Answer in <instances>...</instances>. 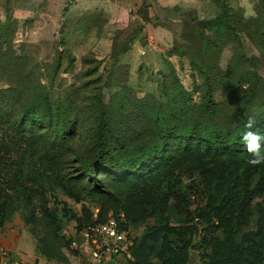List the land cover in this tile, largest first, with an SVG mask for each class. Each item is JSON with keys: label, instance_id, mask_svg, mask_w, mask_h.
Returning a JSON list of instances; mask_svg holds the SVG:
<instances>
[{"label": "rangeland", "instance_id": "obj_1", "mask_svg": "<svg viewBox=\"0 0 264 264\" xmlns=\"http://www.w3.org/2000/svg\"><path fill=\"white\" fill-rule=\"evenodd\" d=\"M128 1L0 0V264H73L77 224L109 215L135 264H264V164L239 141L250 116L264 135V0ZM219 220L252 244L217 247ZM171 226L184 253L157 247Z\"/></svg>", "mask_w": 264, "mask_h": 264}, {"label": "built area", "instance_id": "obj_2", "mask_svg": "<svg viewBox=\"0 0 264 264\" xmlns=\"http://www.w3.org/2000/svg\"><path fill=\"white\" fill-rule=\"evenodd\" d=\"M70 241L73 264H128L134 238L112 215L77 230Z\"/></svg>", "mask_w": 264, "mask_h": 264}, {"label": "trees", "instance_id": "obj_3", "mask_svg": "<svg viewBox=\"0 0 264 264\" xmlns=\"http://www.w3.org/2000/svg\"><path fill=\"white\" fill-rule=\"evenodd\" d=\"M242 135L239 136V141H241ZM109 154H110L109 152H106L103 149L99 150V152H98V155L100 157H102L104 159V161H108L109 160ZM218 161H222V162H218ZM225 161H228V160H220V159L217 160L218 164H225L224 163ZM221 166L222 165H218V167H221ZM113 168L115 169L114 170L115 175H119V174L123 175V173L126 172V170H124V169H122L120 167H117V166L113 167ZM229 174L232 175V177H233L232 180H230V175L227 174V176H225L222 179V181H220L221 186L217 187V186H215V184H213L214 190L216 192V195L214 196L213 204L216 207H221L223 204L229 205V207L232 206L234 204L233 201L235 200L237 194L240 191L243 192V190L241 188H239V187L236 188L237 186L233 185V182L238 180L239 175L237 173L232 172V170H231V173H229ZM135 179H137V177ZM136 182H138V180H136ZM175 195H176V199L177 198L180 199V191H177L175 193ZM112 216H114V215H112ZM114 217L117 218L116 216H114ZM103 220H105V219H103ZM103 220H95V221H90V222H86V223H83V224H77V230H80L82 227H84L85 225L90 224L92 222H99V221H103ZM216 226H219L218 228L222 227V231H220L219 234L213 235V237H212V240H213V242H215L217 247L221 246V243H222L221 241H223V240H226L227 243H229L230 246H233L234 249H237L238 245H242L244 242H246V243L250 242V244H252L251 241H250V239H251L250 237L247 238V240H244V236H242V235L238 238V240H239L238 241L237 240L238 231H236L233 228L232 225L226 224L223 220H219V224H216ZM122 227H124L123 224H122ZM177 228L178 227L173 228L172 226L169 228L171 230H176L175 231L176 232L175 238H172V239H170L168 241L167 240L165 241L164 240L165 239L164 234L161 236V239H160V237L158 238L160 240V243H159V246H157V247H159L160 250L163 249V248H168V245L172 244V245H170L172 247V249H178V250H180L181 253H184L185 246H186V233H185L184 230H182L183 228H178V229ZM180 230H182V231H180ZM220 234H221V236H219ZM253 235H255V234H253V233L248 234V236H251V237H253ZM153 238H154L153 236L152 237L148 236V239L151 242H154V241H152ZM155 238L157 239L156 236H155ZM70 241H71V239H67V241H66L68 246L70 244ZM177 242L178 243H182V246L180 248L175 246V244ZM152 245L153 244L147 246L146 244H144V253H145V251L151 253L154 250V247H155L154 245L153 246ZM134 246H135V244L133 242V245H132V247L130 249V255L131 256H130V259L128 261V264H135L134 258H132L133 257L132 256V251L134 249ZM252 247H253L252 245H249L247 247V249H251ZM233 253H235V251ZM233 255L235 257V254H233ZM236 258L238 259V257H235V260H236ZM165 260H167V257H166V259H164V261Z\"/></svg>", "mask_w": 264, "mask_h": 264}, {"label": "clouds", "instance_id": "obj_4", "mask_svg": "<svg viewBox=\"0 0 264 264\" xmlns=\"http://www.w3.org/2000/svg\"><path fill=\"white\" fill-rule=\"evenodd\" d=\"M255 125V117H248L247 122L244 125L246 131L241 137V142L251 156L249 163L252 165H259L264 164V145L261 143L264 141V135L252 130L255 128Z\"/></svg>", "mask_w": 264, "mask_h": 264}, {"label": "crops", "instance_id": "obj_5", "mask_svg": "<svg viewBox=\"0 0 264 264\" xmlns=\"http://www.w3.org/2000/svg\"><path fill=\"white\" fill-rule=\"evenodd\" d=\"M100 3L104 4V5H113L114 2L117 3L118 0H98ZM122 4L128 5L127 3L129 2L128 0H121Z\"/></svg>", "mask_w": 264, "mask_h": 264}]
</instances>
